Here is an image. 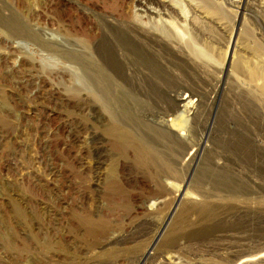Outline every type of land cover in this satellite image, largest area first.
<instances>
[{
	"label": "rangeland",
	"instance_id": "1",
	"mask_svg": "<svg viewBox=\"0 0 264 264\" xmlns=\"http://www.w3.org/2000/svg\"><path fill=\"white\" fill-rule=\"evenodd\" d=\"M0 264H264V0H0Z\"/></svg>",
	"mask_w": 264,
	"mask_h": 264
},
{
	"label": "bare ground",
	"instance_id": "2",
	"mask_svg": "<svg viewBox=\"0 0 264 264\" xmlns=\"http://www.w3.org/2000/svg\"><path fill=\"white\" fill-rule=\"evenodd\" d=\"M140 156L145 159L147 162H151V157L148 153V151L139 150Z\"/></svg>",
	"mask_w": 264,
	"mask_h": 264
}]
</instances>
